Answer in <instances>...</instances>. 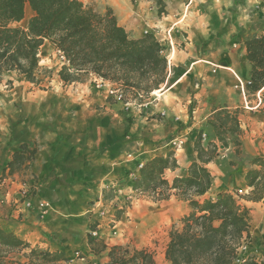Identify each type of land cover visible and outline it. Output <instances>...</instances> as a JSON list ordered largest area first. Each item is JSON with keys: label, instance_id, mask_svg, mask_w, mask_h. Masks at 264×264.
<instances>
[{"label": "crops", "instance_id": "crops-1", "mask_svg": "<svg viewBox=\"0 0 264 264\" xmlns=\"http://www.w3.org/2000/svg\"><path fill=\"white\" fill-rule=\"evenodd\" d=\"M86 1L101 11L110 7L131 38L152 33L165 47L168 81L140 104L116 100L109 84L95 77L64 85L57 76L62 63L47 41L39 62L55 67L51 77L43 78L49 79L47 87L34 86L15 72L5 73L0 82V227L31 245L63 251L68 259L76 253L106 259L108 248L94 255L88 244L99 201L107 206L103 197L113 187L130 188L138 176L136 165L168 152L171 139L181 137L183 145L174 152L177 168L164 173L168 181L185 175L196 159L193 142L199 131L203 145L214 142L221 148L209 124L216 111L236 115V155L244 162L238 183L244 186L249 167L245 162L264 157V87L259 104L256 93L235 87L249 79L244 39L248 33L264 34V0H165L161 16L151 1ZM21 144L36 147L34 159L27 169L6 175L7 162ZM223 149L230 151L231 146ZM207 166L213 181L206 195L231 192L235 174L229 171L223 181V173L212 163ZM23 188L28 190L29 207L20 195ZM242 201L250 217L245 252L261 264L264 197ZM39 203L44 206L39 208ZM154 203L165 204L161 214L171 224L189 212L174 195ZM95 227L103 236L106 224Z\"/></svg>", "mask_w": 264, "mask_h": 264}, {"label": "trees", "instance_id": "trees-1", "mask_svg": "<svg viewBox=\"0 0 264 264\" xmlns=\"http://www.w3.org/2000/svg\"><path fill=\"white\" fill-rule=\"evenodd\" d=\"M144 1L154 4L158 16L165 14V0ZM27 8L31 15L25 26H21L19 23L25 18ZM45 41L64 58L57 71L64 85L83 83L95 77L107 82L111 90L121 92L123 103L140 104L168 81L165 47L152 33L131 38L108 6L101 12L94 4L81 0H0V82L5 73L15 72L25 81L41 87L43 78L50 73L39 66L38 55ZM244 45L250 64V84L246 91L254 94L264 87V34L248 33ZM40 74L44 76L40 78ZM209 124L223 148L228 146L227 134L240 131L236 115L225 110L216 111ZM233 143L240 144L237 139ZM193 151L196 159L188 165L185 175L171 181L165 178L166 170L178 166L174 151H168L146 160L131 185L133 198L144 196L159 202L174 195L189 209L169 229L165 261L169 264H232L240 257L242 264H258L255 255L240 251L242 244L250 240L249 209L240 200L258 202L263 199L264 157L250 160L244 174V193L237 198L232 192L206 195L213 181L207 165L218 155L217 144L203 145L202 131H199ZM35 153L36 147L21 144L7 162L6 175L27 169ZM103 198L111 199L109 194ZM129 204L130 201L120 211H115L117 220ZM88 244L94 255L107 249L101 239L91 236ZM11 252H25L30 264L68 261L63 251L31 245L14 231L0 227V264H8L6 257ZM106 256L111 264H155L152 252L147 249L125 253L121 247L111 246ZM261 264H264V253Z\"/></svg>", "mask_w": 264, "mask_h": 264}, {"label": "rangeland", "instance_id": "rangeland-1", "mask_svg": "<svg viewBox=\"0 0 264 264\" xmlns=\"http://www.w3.org/2000/svg\"><path fill=\"white\" fill-rule=\"evenodd\" d=\"M83 1V0H82ZM86 4H94L91 1H83ZM96 9L97 6L95 5ZM107 7V6H106ZM105 7V8H106ZM104 8V9H105ZM101 11V10H99ZM104 11V10H103ZM101 11V12H103ZM31 14L28 10H26L25 18L19 23L21 26H25L28 17ZM40 48L39 51V62L43 58V52ZM40 67H45L50 73L48 77H51L53 69L55 67L47 68L48 64H39ZM42 75V74H41ZM42 78V76H40ZM87 79L84 82H87ZM46 82L48 80H44L41 83V87H47ZM83 82V83H84ZM158 90V89H157ZM149 97V96H148ZM147 99V98H146ZM234 134H227V142L228 146H231L230 151H225L223 147L218 148V155L211 163L217 168L219 173H223L222 180H226L227 173L229 171L233 172L236 182L231 189V192L236 195L238 198L239 195L244 193L242 184L237 182V174L244 162L239 163L238 156V147L233 143ZM227 146V147H228ZM223 155V156H222ZM249 161L245 162V166H249ZM239 163V167L234 169V167ZM212 171H214L212 169ZM230 173V172H229ZM120 188H123L121 185ZM241 193V194H240ZM110 200L107 199L108 205L105 206L106 210L104 215L98 217L100 223L106 224V231L103 233V236H100V233L97 239H100L104 242L107 248L111 246H119L125 253H132L134 250L139 249H147L152 252L155 264H169L164 259V249L165 244L168 239V232L171 227V221L165 215H162L161 212L167 208L165 204H157L152 202L146 197H131V187L123 188V194L118 197V199L111 201L113 199V194L110 191ZM130 201L129 207H127L123 213H121L119 219L117 220L115 217V211H120L125 204ZM111 202V203H109ZM240 203H243L240 200ZM97 222H94V226L90 230L96 229ZM89 230V231H90ZM99 232V230H97ZM89 235V232H88ZM26 252V251H25ZM25 252H11L7 255L6 260L8 264L10 262H17L23 264H30L28 262V258ZM72 260V261H71ZM60 264H111L109 262L108 257L101 258L98 257H87L85 255H81L79 253V257L75 255L72 256V259H68V261L61 262Z\"/></svg>", "mask_w": 264, "mask_h": 264}, {"label": "built area", "instance_id": "built-area-1", "mask_svg": "<svg viewBox=\"0 0 264 264\" xmlns=\"http://www.w3.org/2000/svg\"><path fill=\"white\" fill-rule=\"evenodd\" d=\"M57 56H58V58H59V61L62 63V62L64 61L63 56H62L60 53H58V52H57ZM249 84H250V80L247 79V80H245V81H240V82H238V83L235 85V87L238 88V89H240L243 93H247V91H246V86H248ZM4 88L7 89V88H8V85L5 84V85H4ZM261 89H262V88H261ZM261 89H260V90H261ZM109 93H110L111 95H113V97H114L116 100H119V101L122 100V94H121V92H119V91H113V90L109 89ZM255 93L257 94L256 96H257V100H258V104H259V103H261V101H262V97H261L260 94H259V90H258L257 92H255ZM255 93H254V95H255ZM182 145H183V139H182L181 137H175V138L171 139V140L167 143V146H166V147L169 149L168 151H174V152H175V151L181 149V148H182ZM142 165H143V163H142V162H139V163L136 165V167L139 169V168L142 167ZM112 189H113V190H112V194H113L114 196H113V199H112L111 201L113 202L114 200L118 199L119 196H121V195L123 194V188H120V186H115V187H113ZM27 193H28V190L25 189V188H23V189L21 190L20 195H21V197H22L23 199H25V206L29 207V206L31 205V203H30L29 199H27V198H28V196H27L28 194H27ZM117 195H119V196H117ZM43 206H44L43 203H39V204H38V207H39V208H42ZM97 207L99 208V210H98L97 213H96V219H95V222H97L98 224H100V220H99L98 217L104 215L106 208H105V206L101 203V201H99ZM41 216H42V215H41ZM97 230H98L97 228L94 229V230H90V231H89V235H90L91 237H97V236L99 235V232H98ZM248 244H249V241L243 243L242 246H241V248H240V251H246ZM75 256H76V257H79V253H76ZM235 261H236V262H240V263H242V259H241L240 257H239L238 259H236Z\"/></svg>", "mask_w": 264, "mask_h": 264}]
</instances>
